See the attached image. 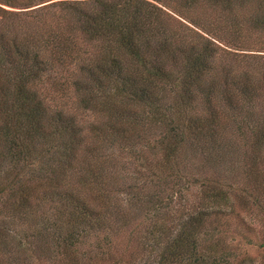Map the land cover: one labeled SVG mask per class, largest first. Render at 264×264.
I'll list each match as a JSON object with an SVG mask.
<instances>
[{"label": "trees", "instance_id": "16d2710c", "mask_svg": "<svg viewBox=\"0 0 264 264\" xmlns=\"http://www.w3.org/2000/svg\"><path fill=\"white\" fill-rule=\"evenodd\" d=\"M236 1L0 0V173L6 169L0 215L31 218L36 242L47 249L54 245L53 255L47 251L52 263L103 264L108 256L103 246H117L116 237L128 226L109 207V194L98 190L119 186L116 156L103 152L121 153L149 141L152 145L140 151L145 153L139 168L150 173L152 190L131 205L153 217L147 235L131 246L135 255L150 252L153 264H246L253 261L240 256L241 245L264 254L263 223L258 222L261 236L254 244L246 233L238 232L235 242L227 232L235 222L244 232L257 233L253 222L259 220L251 214V221L245 220L232 198L245 211V194L254 189L264 202V172L258 166L264 114L251 118L247 112L244 122L238 115V103H249L257 91L247 77L217 88L218 74H230V64L222 61L246 58L240 46L203 26L210 23L209 12L222 20L240 6L250 12L243 25L264 28V0ZM59 67L66 71L63 81L50 79L49 86L64 96L67 108L52 109L40 78L55 69L57 74ZM74 113L91 114L93 122L83 124ZM238 154L240 183L234 187L212 164ZM185 159L198 168V179ZM32 164L38 168L25 180ZM187 187L196 189L195 204L170 213L172 196ZM258 200L248 204L257 207ZM42 206L46 210L38 212ZM114 214L124 220L116 229L110 225ZM123 257L113 264H125Z\"/></svg>", "mask_w": 264, "mask_h": 264}, {"label": "rangeland", "instance_id": "374dc122", "mask_svg": "<svg viewBox=\"0 0 264 264\" xmlns=\"http://www.w3.org/2000/svg\"><path fill=\"white\" fill-rule=\"evenodd\" d=\"M57 0H49V2H55ZM237 3V1L235 0ZM42 5V4H41ZM236 6L234 7V11L229 12L227 16L223 17L224 19L220 20L218 19V14H213L209 12L210 14V23L204 24L208 30V33L214 34L217 38L223 39L224 41L230 40L231 42H234V44H237V46H240L243 50L240 51V53L244 54V58L240 56H234V59L231 57H228L226 62L222 61V65H227L228 69L230 70V74H226V76H223V72L215 78L218 83L217 88H222L227 82H232L233 80H238L241 77H247L250 83V87H253L257 91H254L251 93L252 95L251 100L249 103L245 101H240L237 106V110L239 112V116L242 117V121L244 122V119L247 117L245 114L249 112V116L251 118H257L261 116V114H264V84L261 85V83L264 81V69L260 72H258L256 68L260 67L262 69L264 61L261 60V57H264V28L262 27H247V13L250 14V12L243 11V8H240L238 6L235 10ZM209 14H206L209 16ZM199 19H202L200 15H198ZM250 20V17H249ZM243 22L246 23L243 25ZM199 31V30H198ZM262 34V35H261ZM217 43V42H215ZM220 45L219 43H217ZM230 44V43H229ZM231 45V44H230ZM233 46V45H231ZM251 50V51H246ZM255 50V51H254ZM258 51V52H256ZM239 53V54H240ZM247 54V55H246ZM248 56V57H246ZM237 60V61H234ZM219 70V69H217ZM223 70V69H222ZM55 70L48 71L47 73H44L40 78L41 85L46 88L45 91L47 92V95L50 97L49 99L46 98L48 104L50 105V108L52 109H58V108H67L64 105V102L62 99L63 95H57L49 86V80L55 79L59 81H63L65 76V69H62L59 67L57 70L58 73L55 74ZM263 73V75H262ZM50 82H52L50 80ZM58 82V81H57ZM61 96V97H60ZM166 96V101H169V96ZM63 102V103H62ZM62 103V104H61ZM222 109V108H221ZM73 113V112H72ZM89 113V112H88ZM75 114V113H74ZM76 117L82 122L83 124H89L91 121L93 122V115L91 114H81L79 113L75 114ZM224 117V116H222ZM86 129V127L84 126ZM86 131V130H85ZM241 139L236 140V145H241ZM152 145V141H149L148 143H140L132 150L125 149L122 150L121 153L117 150L112 148L109 151H104L103 154H110L116 156L117 161V184L119 186H102L101 188H98V190H102V193H108L109 199H110V206L111 208H116L114 211L118 214H122L123 218L126 220V223L128 221L127 228L123 229L122 232L116 237L118 242L116 245H112L111 247H108L106 245L103 246L104 250H108L106 256V260L103 262V264H113L115 260H117L119 257H123V261L125 264H153V262L150 263L149 256L151 255L150 252L144 251L142 253H138L137 255L134 254V250H132L131 246H136V241L140 240L141 237L146 236L148 231H150L149 226V220L152 219L153 215H151V211H143L140 210L139 206H132L131 202L134 203V200L136 197L143 194V192H151V187L149 186L150 183H148V176L150 173H145L139 168L141 163V158L144 156V151L148 146ZM158 150V149H157ZM141 155V156H139ZM259 156L261 157V161L258 164V166L263 170L264 172V149H262L259 153ZM234 159V160H233ZM29 159H26V163H28ZM241 163L242 158L241 155H236V158H231L228 161L221 162V163H213L214 167H212L214 170L216 169L218 174H221L222 176L226 177L228 181H231V185L236 187L238 186L239 180L236 178L239 177V172L241 171ZM183 164L186 168H188V171L192 173V176L194 178H199L196 174V170L198 168H194L190 166L186 159L184 160ZM124 166V168H122ZM37 165L32 164L30 166V170H28L27 176L25 174V180H30L34 177V173L37 170ZM27 170V169H26ZM6 169L1 171L0 178L4 175V172ZM200 171V170H199ZM236 177V178H235ZM155 179V178H154ZM33 182V180H32ZM196 185V184H195ZM238 189V188H237ZM120 190V191H117ZM117 192V193H116ZM183 195H173L172 200L169 203V212L172 213L174 211H177L179 207H187L189 205L195 204V200L197 198L196 189L193 188H186L183 190ZM166 194V193H164ZM248 194V195H247ZM143 196V195H142ZM246 200H258L260 197L257 194L254 189H250L245 194ZM117 200V201H116ZM248 200V203L250 201ZM130 201V202H128ZM232 203L234 208H236L235 211L240 209V215H245V220L251 221L248 214H251L256 217V220L254 221L253 225H255V222H257V233L251 235V233L244 232L242 230V227L235 226V222H231L233 224H230L227 227L228 235L231 239H233L235 242L238 240V232L241 234L246 233L247 237L251 238V243H255V238L259 235V230H264V228L258 227L263 223L261 219V214L264 207V202L262 200H258L257 207L256 206H250L247 202V208L245 211H243L244 204L241 203L238 199L232 198ZM46 210L45 206H42L38 212L41 210ZM130 213L128 215H123V213ZM112 213V211H111ZM109 214V216L111 215ZM49 212H42L43 216H47ZM113 214V213H112ZM134 215V216H133ZM6 218L2 217L0 215V227L4 230L1 231L4 235H1L4 238V241H6V247L2 250H0V264H56L55 262L52 263V261L49 260L47 256V251L49 249L51 255H53L54 245L49 243L48 249L45 247V245L36 242L35 236H32L31 232L33 230V224L31 221V218H28L24 221H21L20 218ZM130 219V220H129ZM231 219V218H229ZM261 220V221H260ZM124 221L123 219H117V216L114 214L113 219H111L110 223L111 227H114L115 229L120 226L121 222ZM260 222L261 224H258ZM251 227V226H250ZM254 227V226H252ZM130 230H133L132 236L130 238L129 232ZM34 232V230H33ZM34 234V233H33ZM260 238V237H258ZM264 238V237H263ZM227 239L226 242L228 240ZM88 244L93 243L92 241H88ZM83 245L80 249L81 252H86L88 245ZM102 245V243H101ZM2 247H0L1 249ZM132 250V252H130ZM97 251V250H96ZM240 250L238 249V252ZM135 255V256H134ZM149 255V256H148ZM248 257L253 262L252 263H246V264H258L261 260H264V254L261 253L260 250H258L255 247L248 246V245H241V257ZM134 257V259H133ZM238 258V257H237ZM121 261L118 262L120 264Z\"/></svg>", "mask_w": 264, "mask_h": 264}]
</instances>
